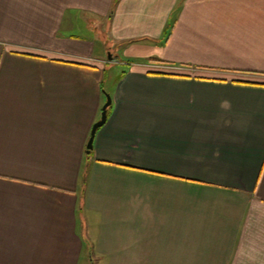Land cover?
Returning <instances> with one entry per match:
<instances>
[{
	"label": "crops",
	"instance_id": "obj_1",
	"mask_svg": "<svg viewBox=\"0 0 264 264\" xmlns=\"http://www.w3.org/2000/svg\"><path fill=\"white\" fill-rule=\"evenodd\" d=\"M86 236L95 264H264V0H0V264H86Z\"/></svg>",
	"mask_w": 264,
	"mask_h": 264
},
{
	"label": "rangeland",
	"instance_id": "obj_2",
	"mask_svg": "<svg viewBox=\"0 0 264 264\" xmlns=\"http://www.w3.org/2000/svg\"><path fill=\"white\" fill-rule=\"evenodd\" d=\"M100 22H101V29L103 30V25H104L105 21L101 20ZM97 25H98L97 27L99 29V24H97ZM72 35H77V36H80L81 38H85V39H93V41H94V37H97V36H94V34L90 32V30H85L82 27L81 28L76 27L73 30ZM103 42H104V44H106V42L104 40H103ZM99 43H96V47H97V49L100 50V52H102L101 57L103 56L105 58V60H109L110 54L107 52H104L105 49H104L103 44L100 45ZM111 47L113 48V46H111ZM118 56H119V59H121V53L120 52H119ZM105 70L106 71H105V74L103 77V88L106 90V92H107L106 94L109 95L111 100H112L111 96L114 93V88L118 84V82L121 80V76H122L123 72L127 71V66H125V65H113V66L107 65ZM104 104H105V102L103 103V105ZM85 239L86 240H85L84 257H86V264H90V263L93 264L92 260L95 264V259L93 256V248H92L93 247V243H92L93 241L91 239H89L88 236H86ZM106 264H109V263L106 262Z\"/></svg>",
	"mask_w": 264,
	"mask_h": 264
},
{
	"label": "water",
	"instance_id": "obj_3",
	"mask_svg": "<svg viewBox=\"0 0 264 264\" xmlns=\"http://www.w3.org/2000/svg\"><path fill=\"white\" fill-rule=\"evenodd\" d=\"M105 98H106V101H105V104L102 106L100 119L97 122H95L94 125L92 126L90 137L86 145V152H89L90 150L93 149V142H94L96 132L98 131L99 128H101L106 123L108 108L111 106L112 100L110 96L107 94H105Z\"/></svg>",
	"mask_w": 264,
	"mask_h": 264
},
{
	"label": "trees",
	"instance_id": "obj_4",
	"mask_svg": "<svg viewBox=\"0 0 264 264\" xmlns=\"http://www.w3.org/2000/svg\"><path fill=\"white\" fill-rule=\"evenodd\" d=\"M111 107V106H110ZM110 107L108 108V112L110 111ZM107 112V113H108ZM92 152H93V149L92 150H90L89 152H87V156L89 155H91L92 154ZM86 168H87V166H86ZM85 168V171H84V174H83V182H82V184H83V186L86 184L85 182H86V173H87V169Z\"/></svg>",
	"mask_w": 264,
	"mask_h": 264
}]
</instances>
